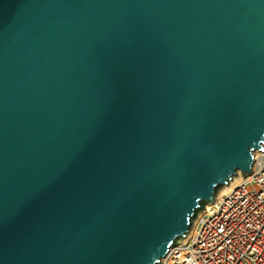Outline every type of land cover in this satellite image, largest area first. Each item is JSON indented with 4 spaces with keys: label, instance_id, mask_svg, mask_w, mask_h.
<instances>
[{
    "label": "water",
    "instance_id": "1",
    "mask_svg": "<svg viewBox=\"0 0 264 264\" xmlns=\"http://www.w3.org/2000/svg\"><path fill=\"white\" fill-rule=\"evenodd\" d=\"M261 149L264 0H0V264H160Z\"/></svg>",
    "mask_w": 264,
    "mask_h": 264
},
{
    "label": "built area",
    "instance_id": "2",
    "mask_svg": "<svg viewBox=\"0 0 264 264\" xmlns=\"http://www.w3.org/2000/svg\"><path fill=\"white\" fill-rule=\"evenodd\" d=\"M251 169L235 174L242 178L234 189L215 193L160 264H264V150Z\"/></svg>",
    "mask_w": 264,
    "mask_h": 264
},
{
    "label": "bare ground",
    "instance_id": "3",
    "mask_svg": "<svg viewBox=\"0 0 264 264\" xmlns=\"http://www.w3.org/2000/svg\"><path fill=\"white\" fill-rule=\"evenodd\" d=\"M254 154H258L259 155V150H255L254 151ZM256 156V155H255ZM239 175V174H238ZM241 176L239 175V176H234V177H232V180L231 181H229L227 184H223V186L221 187V189H220V191L218 192V194L217 195H220V196H222L223 194H225V193H227V192H229L230 190H232V189H234L237 185H238V183L241 181ZM217 192V191H216ZM205 205H210V203L209 202H207V203H205ZM205 208H206V206H204ZM204 207H202L203 208V210L205 209ZM201 208V209H202ZM203 210H202V212H203ZM198 213V212H197ZM201 213V212H200ZM199 214V213H198ZM195 218H198V216L197 217H194V219Z\"/></svg>",
    "mask_w": 264,
    "mask_h": 264
},
{
    "label": "rangeland",
    "instance_id": "4",
    "mask_svg": "<svg viewBox=\"0 0 264 264\" xmlns=\"http://www.w3.org/2000/svg\"><path fill=\"white\" fill-rule=\"evenodd\" d=\"M237 176H239V175H237ZM223 185H221V187H222ZM221 187H219L218 189H217V194H218V192L220 191V189H221ZM205 208V207H204ZM202 210H203V208L202 209H200L199 211H198V213H200V212H202ZM198 213L196 214V216L198 215ZM195 216V217H196Z\"/></svg>",
    "mask_w": 264,
    "mask_h": 264
}]
</instances>
